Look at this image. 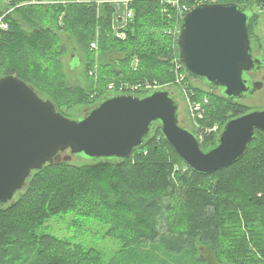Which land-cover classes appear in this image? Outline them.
<instances>
[{
    "label": "trees",
    "instance_id": "1",
    "mask_svg": "<svg viewBox=\"0 0 264 264\" xmlns=\"http://www.w3.org/2000/svg\"><path fill=\"white\" fill-rule=\"evenodd\" d=\"M107 1L11 0L0 6L8 26L0 29V78L18 77L66 117L65 109L96 104L110 91L145 97L153 90L126 87L174 84L176 11L170 8L174 19L169 20L162 0H130L134 16L124 29L126 39L118 40L112 31L114 8ZM217 3L252 11L244 6H263L264 0ZM77 46L86 55L88 86L68 80L64 58L71 51L69 68L81 64ZM116 53L118 61L111 57ZM181 72L187 75L183 67ZM186 88L195 92L193 100L208 97L200 121L204 128H223L251 111L221 93ZM217 140V134L210 135L202 149L211 150ZM176 166L181 168L175 171ZM69 215L107 226L106 235L120 249L106 261L100 251L46 231L49 222ZM200 246L220 264H264L263 133L238 162L204 175L180 159L157 123L131 158L47 165L32 172L17 199L0 207V264H206L202 256L197 259Z\"/></svg>",
    "mask_w": 264,
    "mask_h": 264
},
{
    "label": "water",
    "instance_id": "2",
    "mask_svg": "<svg viewBox=\"0 0 264 264\" xmlns=\"http://www.w3.org/2000/svg\"><path fill=\"white\" fill-rule=\"evenodd\" d=\"M252 18V11L236 4L204 3L180 25L177 46L185 73L232 103L262 87L250 79L264 64L254 58ZM157 123L187 166L210 175L238 162L256 133L264 134V108L230 119L217 145L205 152L197 136L179 125L178 105L166 90L107 97L76 121L18 77L0 78V207L26 187L33 171L65 161L67 151L95 161L131 158Z\"/></svg>",
    "mask_w": 264,
    "mask_h": 264
},
{
    "label": "rangeland",
    "instance_id": "3",
    "mask_svg": "<svg viewBox=\"0 0 264 264\" xmlns=\"http://www.w3.org/2000/svg\"><path fill=\"white\" fill-rule=\"evenodd\" d=\"M9 3L8 0H0V6L3 8L4 6H7ZM35 1H33L32 4H34ZM124 3V2H122ZM122 3H118L114 7V13L112 15V31H113V38L118 40H125L126 34L124 38L118 37L120 33H125V30H123V26L126 25L127 27L130 20L125 19V13L128 10L122 9L120 5ZM245 8L251 9L257 18L253 19L251 22V26L249 28V34L252 39L255 41V54H262L264 55V4L263 6H244ZM133 19V18H132ZM62 19L60 20V25H62ZM97 41H94L96 43ZM93 44V43H92ZM76 57L78 59H81L82 62L80 64V61L75 62V68L72 70L69 68L68 64L70 61L74 58L72 56V52L70 51L69 54L64 58L65 63L67 64V72H68V80L70 85L72 86H88L89 85V79L85 75V69H86V55L84 51L77 46L76 49ZM123 56V55H121ZM115 61H118L120 59V56L118 54H114L111 56ZM119 58V59H118ZM179 58V55H178ZM177 59V58H174ZM137 59L135 60L133 66L135 67L137 65ZM176 60H172V64H175ZM96 67H93L92 69H95ZM71 69V70H70ZM174 70V76H175V83L171 85L166 86H159L157 81L149 82L153 86V92L159 91V90H166L170 93L171 97L175 100L176 104L178 105V118H179V125L182 128H185L195 135L197 137L203 136V141H200L201 145L203 142H206L207 137H209L212 134H221L223 131V128L219 124H216L212 128H204L200 126V121L202 118H204L203 112L205 105L209 104V100L205 102V97H203L201 100L195 99L193 102L201 103V112H196L191 110L190 101L188 97H191L190 93L191 91L183 86L181 84L184 82L187 83L185 85L186 87L188 85L196 88L201 89L205 92H209L215 95H220L221 92L219 90H211L208 88V86L203 81L195 80L189 76H184V74L181 72V69L178 70L177 73H175ZM262 72H258L254 75V77L261 78ZM187 81V82H186ZM108 97H114L118 96L115 95L114 91H110L106 94ZM123 95V94H121ZM195 95L193 96V98ZM192 98V99H193ZM45 99V98H44ZM208 99V97H207ZM99 102L96 104H92L90 106H77L72 108L71 110L65 109L64 113L70 118L71 120H80L83 117H85L89 111L95 107H97ZM234 104H239L242 106H245L247 108H250L251 111L255 110H261L264 108V86L261 90L257 91L255 94H253L251 97L243 98L239 100L238 102ZM158 126L155 128L157 129ZM217 128V132L214 133L213 129ZM154 129V130H155ZM211 133L210 135L205 136V134ZM62 158L67 160L71 164L83 166V165H89L93 164L97 161L92 160L85 155H71L69 152H65L62 154ZM181 167L176 166L175 171H178ZM23 191V190H22ZM17 199V194L14 197L13 201ZM12 201V202H13ZM11 202V203H12ZM46 231L50 234H53L57 237L67 239L74 241L75 243L81 244L83 247L90 249H96L100 251L104 259L108 261L112 256L116 254V252L120 249L121 245L120 243L110 238L106 235V232L108 230V227L97 222H87L83 223L79 217H76L75 215H69L67 217H61V218H55L51 222L48 223ZM199 256L197 259H200L202 256L205 260L206 264H220L215 253L212 251L200 246L199 248Z\"/></svg>",
    "mask_w": 264,
    "mask_h": 264
},
{
    "label": "built area",
    "instance_id": "4",
    "mask_svg": "<svg viewBox=\"0 0 264 264\" xmlns=\"http://www.w3.org/2000/svg\"><path fill=\"white\" fill-rule=\"evenodd\" d=\"M8 1H11V0H8ZM130 0H110V1H107L113 8L118 4V3H122L124 2L125 4H128ZM186 1H193L195 2L193 6H188L185 2ZM103 1H99L97 2V4L99 5L100 3H102ZM162 13L163 14H166L168 15V19L170 20V18H173L174 19V16H172L170 14V8L171 9H174L176 11V25H175V29L173 31V34H175L176 36H178L179 32H180V25H181V22L182 20L184 19V17L188 14V12L195 6H199L201 4H204V3H207V4H215L217 3V0H162ZM134 14H133V11L131 10H127L126 13H125V19L128 21V20H131L133 18ZM4 19V16H0V29L1 30H6L8 28L7 24L4 23L3 21ZM126 25L123 26V30L126 28L125 27ZM172 32V31H171ZM170 33V31H169ZM120 38H124L125 37V33H120L119 36ZM92 47L93 48H96V43H93L92 44ZM176 60V63H175V66H176V73L178 72L179 69H181L183 66H182V63L180 61L179 58L175 59ZM182 86V84H181ZM186 88V87H185ZM126 89H129V90H132V91H136L138 89H143V90H153V86L149 83V84H146L145 86H141V85H134L132 87H126ZM189 94H191V97H188L189 98V101H190V106H191V110L193 112L196 111V112H201V103H196V102H193L194 100L192 99L193 96L195 95V92L194 91H191L190 93H188V96ZM205 102L208 101L207 97H205ZM194 113V112H193ZM214 133L217 132V128L213 129ZM208 133L205 134V136L207 135H210L211 133H209V131H207ZM197 136V135H196ZM200 139V141H203V136H200L198 137Z\"/></svg>",
    "mask_w": 264,
    "mask_h": 264
},
{
    "label": "flooded vegetation",
    "instance_id": "5",
    "mask_svg": "<svg viewBox=\"0 0 264 264\" xmlns=\"http://www.w3.org/2000/svg\"><path fill=\"white\" fill-rule=\"evenodd\" d=\"M261 58L262 60H263V62H264V55H262V54H255V47H254V58ZM258 72H262V77L261 78H255L254 77V75L256 74V73H258ZM250 79H251V81L253 82H261L262 83V87H261V89L263 88V86H264V64H263V66H262V68L260 69V70H258V71H256V72H252V73H250ZM256 93V92H255ZM254 93V94H255Z\"/></svg>",
    "mask_w": 264,
    "mask_h": 264
},
{
    "label": "crops",
    "instance_id": "6",
    "mask_svg": "<svg viewBox=\"0 0 264 264\" xmlns=\"http://www.w3.org/2000/svg\"><path fill=\"white\" fill-rule=\"evenodd\" d=\"M120 7H121L122 9H126V8H128V4L122 3V5H120Z\"/></svg>",
    "mask_w": 264,
    "mask_h": 264
},
{
    "label": "bare ground",
    "instance_id": "7",
    "mask_svg": "<svg viewBox=\"0 0 264 264\" xmlns=\"http://www.w3.org/2000/svg\"><path fill=\"white\" fill-rule=\"evenodd\" d=\"M195 7H197V6H195ZM195 7H193L192 9H194ZM192 9H191V10H192ZM191 10H190V11H191ZM190 11H189V12H190ZM189 12H188V13H189ZM257 133H258V132H257ZM257 133H256V135H257ZM197 138H198V137H197ZM198 140H199V139H198ZM199 142H200V141H199ZM200 144H201V143H200ZM207 152H208V151H207Z\"/></svg>",
    "mask_w": 264,
    "mask_h": 264
}]
</instances>
